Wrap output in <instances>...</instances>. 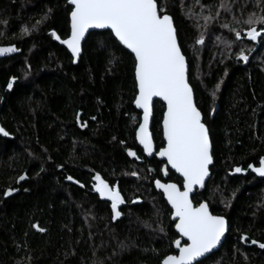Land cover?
I'll return each mask as SVG.
<instances>
[{"label":"trees","instance_id":"obj_1","mask_svg":"<svg viewBox=\"0 0 264 264\" xmlns=\"http://www.w3.org/2000/svg\"><path fill=\"white\" fill-rule=\"evenodd\" d=\"M228 2L231 12L219 8L220 0H200L219 16L199 28L196 16L209 12L195 0H168L166 9L212 148L210 177L192 200L205 201L228 223L220 249L200 264H264V249L250 243H264V179L248 170L264 157V42L237 40L222 27L246 31L234 17L246 19L260 8L256 0ZM189 6L196 14L191 19ZM70 9L66 0H0V45L20 51L0 60V125L10 136L0 138V264H161L165 255L175 254L172 241L178 237L153 184L158 179L181 187L182 181L169 169L165 175L166 164L145 158L135 142L140 114L132 106L133 57L110 32H95L74 65L51 36L54 30L67 38ZM202 29L204 42L196 44ZM241 51L247 61L238 58ZM77 113L86 123L83 130ZM163 113L156 101L151 121L156 150L163 147ZM129 149L137 156H128ZM235 167L246 171L235 173ZM97 173L125 200L116 220L92 188ZM9 188L14 191L4 196ZM242 234L246 241L239 239Z\"/></svg>","mask_w":264,"mask_h":264},{"label":"snow or ice","instance_id":"obj_2","mask_svg":"<svg viewBox=\"0 0 264 264\" xmlns=\"http://www.w3.org/2000/svg\"><path fill=\"white\" fill-rule=\"evenodd\" d=\"M67 2L71 5L70 35L62 39L53 30L51 36L67 46L73 63L81 54V41L89 29H110L115 40L133 54L137 88L134 103L137 108L143 110V122L136 130V139L148 155L153 154L152 137L148 131L153 100L160 98L165 103L166 110L163 113L162 124L166 146L161 147L156 155L164 158L167 165L179 173L183 181V190L176 183H161L158 179L155 181L156 187L162 190L168 204L171 205V215L180 237L172 241L178 249V255H165L162 264H194V262L200 264L199 258L216 249L221 243L228 229V223L225 217L214 215L209 210L208 203L194 204L190 197L197 187L206 186V178L210 175L209 165L213 163V159L210 154L209 133L202 122L200 110L194 104L193 90L186 78V60L173 17L166 10L168 0H67ZM234 2L235 0H232V3ZM195 5H198L202 11L207 7L209 12L202 17L196 16L191 6L188 7L186 14L190 19L196 16L198 28L206 27L219 16L218 11L215 15L212 14L213 5H203L200 0H195ZM254 7L260 8V14L248 12L246 19L234 17L236 24L248 26L246 31H237L227 23L222 27L234 32L237 40L246 37L249 41L255 42L259 37L260 41L264 42V0H256ZM219 8L227 12L232 11L228 0H220ZM240 10L243 14L244 7L241 6ZM200 19L204 20V25L199 23ZM36 23L38 25L41 21ZM258 25L260 27H257ZM23 32L27 34L29 29L24 28ZM203 42L204 36L201 34L195 43ZM17 51L15 46L0 47V56ZM238 58L247 61L249 57L241 51ZM7 87L11 89L13 83L10 81ZM76 116L81 126H86V123L80 119V114L77 113ZM0 134L9 135L2 127ZM127 154L130 157L137 156L131 149ZM248 168L256 175L264 177V157L260 158L259 166L249 164ZM163 171L168 175L167 167ZM232 171L242 173L246 169L235 167ZM24 179V175L19 177L21 181ZM66 179L79 183L72 176ZM92 179L93 190L101 198L110 201L112 219L116 220L122 214L119 206L125 203L120 190L110 185L99 173ZM12 191L14 189L9 188L3 195L8 196ZM32 227L38 232L45 231L39 224H32ZM239 239L243 242L247 237L242 234ZM250 243L258 244L259 248L264 249V243H258L254 239ZM121 247H125L123 242Z\"/></svg>","mask_w":264,"mask_h":264},{"label":"water","instance_id":"obj_3","mask_svg":"<svg viewBox=\"0 0 264 264\" xmlns=\"http://www.w3.org/2000/svg\"><path fill=\"white\" fill-rule=\"evenodd\" d=\"M66 3H67V5L71 8V5L68 4L67 0H66ZM70 31H71V29H70V14H69V35H70ZM105 31L110 32V29H89L88 32L85 33V37H84V38L82 39V41H81V51H82V45H83L85 39L87 38V36H88L90 33H95V32H96V33H97V32L99 33V32H105ZM113 37H114V36H113ZM114 39H115V38H114ZM117 42H118V41H117ZM118 44H119V42H118ZM61 45L66 49V51L68 52V54H69L70 57L72 58L70 51L67 49V46H66V45H63V44H61ZM119 45H120V44H119ZM9 46H14V45H0V47H9ZM120 46H121L123 49H125V50H126V51H127L132 57H133V59H134L133 54H131V52H130L128 49L124 48L123 45H120ZM19 53H20L19 50H18L17 52H14V53H6V54H4L3 56H0V60L5 59V58L13 57V56H15V55H17V54H19ZM80 55H81V54H80ZM79 57H80V56H79ZM79 57L76 58V62L73 63L74 65H76V64L78 63V61H79ZM185 60H186V58H185ZM72 62H73V58H72ZM134 76H135V70H134ZM186 78H187V80H188V65H187V62H186ZM10 81H11V82L13 83V85H14V83H15L16 80H15V79H10L9 82H10ZM189 86H190V85H189ZM12 88H13V87H12ZM12 88L9 89V88L6 86V91L10 92V91L12 90ZM136 94H137V88H136ZM135 96H136V95H135ZM134 100H135V98H134ZM156 101H159V102H161V103L163 104V106H164V111H165V110H166V105H165V103H164L162 100H160V98H154V100H153V105H154V103H155ZM193 101H194V95H193ZM194 104H195V101H194ZM132 106H133V108H134V109L140 114L139 124L142 123V122H143V110L137 108L136 105H135V103H134V101H133ZM152 115H153V111H152ZM152 115H151L150 118H149V124H148V131H149L151 137H152V134H151V121H152ZM201 119H202V115H201ZM162 121H163V116H162ZM162 121H161V129H162V140H163V147H164V146H166V141L164 140V136H163V124H162ZM202 122H203V121H202ZM139 124H138L136 130L139 128ZM0 127H1V125H0ZM205 127H206V126H205ZM206 128H207V127H206ZM136 130H135V142H136L137 146L142 150L143 155L145 156V158H147V159H151L152 157H155L159 162H163V163H165L166 166H167V168H168L172 173H174V174H175V175H176V176L182 181V177H180L179 173H176L175 170L171 169L170 166L167 165V162H166V160H165L164 158H162V157L156 155V153L159 152L160 149H159L158 151H156L155 144H154V142H153V138H152L153 154H152V155H148L147 153L144 152V150H143V146H142V145L139 143V141L136 139ZM207 130H208V129H207ZM0 138H3V139H10V136H9V135H8V136H3L2 134H0ZM209 142H210V140H209ZM210 154H212L211 143H210ZM211 165H212V164H211ZM211 165H209V168L211 167ZM258 166H259V165H258ZM248 170H249V171H250L255 177H257V178H259V179H264V177H260V176L256 175L254 172H252L251 169L248 168ZM209 177H210V175H209ZM209 177L206 178V182H205V183H207ZM161 183H163V182H161ZM169 183H171V182H169ZM182 184H183V181H182ZM177 186H178V185H177ZM153 187H154L155 190H157L158 192H160V193L162 194L163 199H164V201H165L167 207L170 209V211H172V210H171V205L168 204L167 199H166V197L164 196L162 190H161V189H158V188L156 187L155 182H154V184H153ZM178 187H179L181 190H183L182 185H181V187H180V186H178ZM204 188H205V187H203V188L197 187V188L194 190V192L190 194V197L192 198V197L196 194V192H201ZM94 192H95V191H94ZM95 194L99 197L100 201L107 202V203L110 204V201H107L105 198H101V197L99 196V194H97L96 192H95ZM203 202H205V201H203ZM124 205H125V203L122 204V205H120V206H119V209H120L122 206H124ZM209 210H210V209H209ZM171 221H172L173 224H174V231H175V233H176V235H177V237H178L177 239H179L180 237H179V234L176 232V229H175V222H174V220H173V218H172V215H171ZM226 232H227V231H226ZM225 235H226V233H225ZM225 235H224V237H225ZM224 237H222V239H221V243L217 246L216 249H213L211 252L206 253L205 256L199 258V260L202 261L203 259H205V258H207L208 256L212 255L213 253L217 252V251L220 249L221 245H222V242H223V240H224ZM241 242H242V241H241ZM174 250H175V255H178V249H176L175 245H174ZM161 264H162V262H161ZM194 264H195V262H194Z\"/></svg>","mask_w":264,"mask_h":264},{"label":"flooded vegetation","instance_id":"obj_4","mask_svg":"<svg viewBox=\"0 0 264 264\" xmlns=\"http://www.w3.org/2000/svg\"><path fill=\"white\" fill-rule=\"evenodd\" d=\"M76 125H77L78 128H81L82 130L85 129V126L82 127L81 124L77 121V119H76ZM156 151H158V150H156ZM163 183H168V182H163Z\"/></svg>","mask_w":264,"mask_h":264},{"label":"rangeland","instance_id":"obj_5","mask_svg":"<svg viewBox=\"0 0 264 264\" xmlns=\"http://www.w3.org/2000/svg\"><path fill=\"white\" fill-rule=\"evenodd\" d=\"M246 30H247V29H246ZM201 34L204 35L203 29L200 31L199 36H200ZM245 38H246V37H245Z\"/></svg>","mask_w":264,"mask_h":264},{"label":"bare ground","instance_id":"obj_6","mask_svg":"<svg viewBox=\"0 0 264 264\" xmlns=\"http://www.w3.org/2000/svg\"><path fill=\"white\" fill-rule=\"evenodd\" d=\"M211 150H212V148H211ZM227 233V232H226ZM226 236V235H225Z\"/></svg>","mask_w":264,"mask_h":264}]
</instances>
